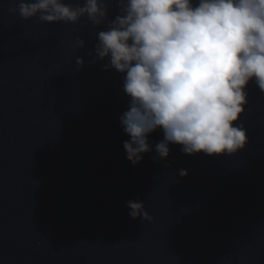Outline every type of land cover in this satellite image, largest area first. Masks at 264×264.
<instances>
[{
    "label": "water",
    "instance_id": "obj_1",
    "mask_svg": "<svg viewBox=\"0 0 264 264\" xmlns=\"http://www.w3.org/2000/svg\"><path fill=\"white\" fill-rule=\"evenodd\" d=\"M12 2L0 0V264H264V94L255 84L243 150L185 155L173 144L167 160L153 150L133 166L121 75L104 71L106 61L88 64L103 26L24 20ZM162 139L149 136L153 149ZM136 199L151 223L130 218Z\"/></svg>",
    "mask_w": 264,
    "mask_h": 264
},
{
    "label": "clouds",
    "instance_id": "obj_2",
    "mask_svg": "<svg viewBox=\"0 0 264 264\" xmlns=\"http://www.w3.org/2000/svg\"><path fill=\"white\" fill-rule=\"evenodd\" d=\"M8 11L42 23L87 17L103 26L88 64L106 61L104 71L121 75L129 101L119 121L133 166L153 150L167 160L173 144L185 155L207 156H232L248 144L241 118L249 86L264 94V0H13ZM75 44L83 49L86 41ZM76 65L83 69L84 58ZM157 130L163 139L153 149L149 136ZM126 206L131 219L153 221L143 200Z\"/></svg>",
    "mask_w": 264,
    "mask_h": 264
}]
</instances>
